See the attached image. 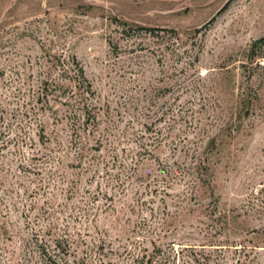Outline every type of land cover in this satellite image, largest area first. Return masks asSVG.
Returning a JSON list of instances; mask_svg holds the SVG:
<instances>
[{"label": "rangeland", "instance_id": "374dc122", "mask_svg": "<svg viewBox=\"0 0 264 264\" xmlns=\"http://www.w3.org/2000/svg\"><path fill=\"white\" fill-rule=\"evenodd\" d=\"M262 38L264 0H0V264H47L36 233L74 241L62 264L171 242L264 264ZM74 58L95 124L67 103Z\"/></svg>", "mask_w": 264, "mask_h": 264}, {"label": "trees", "instance_id": "16d2710c", "mask_svg": "<svg viewBox=\"0 0 264 264\" xmlns=\"http://www.w3.org/2000/svg\"><path fill=\"white\" fill-rule=\"evenodd\" d=\"M263 42L264 38L257 40L252 45V50L250 53L252 60ZM73 61L75 68L72 69L69 67L67 70L73 72L71 79L77 83L79 92H72V96L68 97V99L70 98L71 101L67 103L71 107V112L74 113L75 116L79 111L84 112L85 116H87L86 123L88 125L95 124V122L98 120L97 113L94 111L93 107H90L89 104L90 94L93 93L92 85L86 76L84 68L81 67L75 58ZM62 65L66 67L65 62H62ZM44 84L45 86L39 94V100L42 102L45 101V103L48 105L52 103V100L55 97L62 99L64 95H66L65 92L69 91V88L64 89L65 86H62V84H53L50 82H45ZM63 89L65 90L64 93H62ZM241 100L245 101L246 99L242 98ZM73 125L77 129L80 126L79 122H74ZM44 136L45 135L42 134V139H44ZM151 152L152 151H147L148 155L152 156L153 152ZM145 156V158H147V154H145ZM53 231L54 229L51 228V232ZM54 233L55 232H53V235H56ZM34 239L35 242H31L30 245L32 246L33 250L41 255L42 258H44L47 264H62V254H69L74 249V241H72L71 238L69 239V236L58 235L52 241H50L46 239L45 236H40V234L36 233L34 235ZM100 241L101 244L97 246V252L99 253L101 251V254L105 255L106 253L104 252L106 250V246L112 245L106 241V236L104 238L101 237ZM124 249L125 250L122 252V254L127 255L126 257L129 258L131 264H177L178 262H180V264H205L200 258L201 253L198 251L199 246L196 244H180V246L176 248V242H171L168 244L167 249L156 245L154 250L150 253H136L134 246H130L129 244L126 245Z\"/></svg>", "mask_w": 264, "mask_h": 264}]
</instances>
